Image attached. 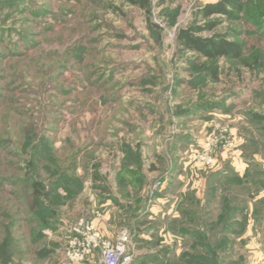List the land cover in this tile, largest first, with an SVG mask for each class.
<instances>
[{"label": "rangeland", "instance_id": "rangeland-1", "mask_svg": "<svg viewBox=\"0 0 264 264\" xmlns=\"http://www.w3.org/2000/svg\"><path fill=\"white\" fill-rule=\"evenodd\" d=\"M220 1L0 0V264H72L81 218L131 264H264V0Z\"/></svg>", "mask_w": 264, "mask_h": 264}, {"label": "built area", "instance_id": "built-area-1", "mask_svg": "<svg viewBox=\"0 0 264 264\" xmlns=\"http://www.w3.org/2000/svg\"><path fill=\"white\" fill-rule=\"evenodd\" d=\"M66 256L72 264H83L91 256L99 254L100 264H131V238L127 230H121L116 239L105 237L94 221L81 218L70 227Z\"/></svg>", "mask_w": 264, "mask_h": 264}, {"label": "trees", "instance_id": "trees-1", "mask_svg": "<svg viewBox=\"0 0 264 264\" xmlns=\"http://www.w3.org/2000/svg\"><path fill=\"white\" fill-rule=\"evenodd\" d=\"M135 2V0H133ZM147 1V0H144ZM226 2L233 5L237 4L235 0H222L218 3H209L204 7L206 15H211L215 12L228 13ZM181 40L184 44L192 49L199 50L210 57H216L220 55H238L240 52V46L236 43L222 41L217 43L214 40L203 39L196 37L188 30H182L180 34Z\"/></svg>", "mask_w": 264, "mask_h": 264}, {"label": "crops", "instance_id": "crops-1", "mask_svg": "<svg viewBox=\"0 0 264 264\" xmlns=\"http://www.w3.org/2000/svg\"><path fill=\"white\" fill-rule=\"evenodd\" d=\"M99 228H102L101 226L99 227ZM142 256H139L138 258H136V261H134V264H138L141 260H142ZM62 264H70V263H68L66 260H65V255H64V258H63V263ZM86 264H91V263H86ZM140 264H141V262H140Z\"/></svg>", "mask_w": 264, "mask_h": 264}]
</instances>
